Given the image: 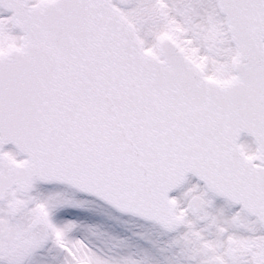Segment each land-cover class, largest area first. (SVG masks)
<instances>
[{
	"label": "snow or ice",
	"instance_id": "obj_1",
	"mask_svg": "<svg viewBox=\"0 0 264 264\" xmlns=\"http://www.w3.org/2000/svg\"><path fill=\"white\" fill-rule=\"evenodd\" d=\"M0 264H264V0H0Z\"/></svg>",
	"mask_w": 264,
	"mask_h": 264
}]
</instances>
